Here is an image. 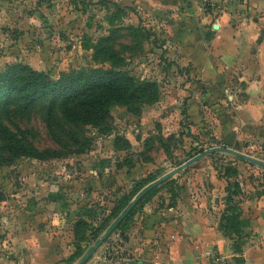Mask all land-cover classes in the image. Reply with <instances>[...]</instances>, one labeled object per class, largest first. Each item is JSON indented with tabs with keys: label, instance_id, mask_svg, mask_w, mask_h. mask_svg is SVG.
Returning <instances> with one entry per match:
<instances>
[{
	"label": "rangeland",
	"instance_id": "374dc122",
	"mask_svg": "<svg viewBox=\"0 0 264 264\" xmlns=\"http://www.w3.org/2000/svg\"><path fill=\"white\" fill-rule=\"evenodd\" d=\"M171 19L175 18L170 11L162 15L139 4L127 6L114 0H0V72L21 63L57 79L64 71L106 68L113 51L123 58V70L158 86L157 100L138 105L139 114L128 106L114 105L107 129L70 123L59 110L48 118L49 98L28 111L10 107L9 117L3 115L6 124L15 131L17 125L39 150L49 151L42 158L17 156L9 161L5 154L0 159V264H39L28 243L29 233L36 228L57 235L59 244L70 242L68 254L46 264H76L93 247L90 233L109 217L115 200L204 149L228 146L241 151L215 132L209 105L213 98L218 102L222 90L213 96L203 92L204 80L191 73L192 64L173 60L172 26L182 22ZM206 79L222 88L219 76ZM193 91L200 102L199 124L186 112ZM241 152L264 161V142ZM205 157L208 162L198 159L156 185L123 230H113L83 264L99 249L95 264H169L163 254L165 242L138 238L139 222L153 213L158 221L168 223L179 211L178 200L192 197L200 184L217 188L216 206L211 210L235 255L223 256L210 247L203 250L205 257L191 260L214 264L213 258L222 256L228 264H238L237 259L246 264V246L258 250L255 257L247 252L253 260L249 264L255 258L263 264L264 167L222 151ZM232 206L239 215L238 234L226 233L219 226ZM81 219L90 226L76 241L73 228ZM133 235L137 239L132 240ZM77 242L83 252L74 255ZM138 244L140 250H136Z\"/></svg>",
	"mask_w": 264,
	"mask_h": 264
},
{
	"label": "crops",
	"instance_id": "0c3cea01",
	"mask_svg": "<svg viewBox=\"0 0 264 264\" xmlns=\"http://www.w3.org/2000/svg\"><path fill=\"white\" fill-rule=\"evenodd\" d=\"M114 1L127 6L139 4L144 9L158 10L162 15L170 11L175 18L171 20H180L182 24L172 26L171 42L176 48L173 60L178 64H192L191 73L196 74L197 79L200 77L204 80L206 88L203 92H223L218 102L228 119L224 121L213 112L211 119L214 120L216 134L241 151H252L254 143L264 142V0H234L218 15L204 8L199 0ZM174 28L184 33L182 40H173ZM168 53L171 54L170 51ZM215 76L222 80V88L218 82L212 85L208 83L206 78ZM198 104V93L193 91L192 103L187 106L186 112L194 124L202 122ZM203 107L206 109L208 105ZM224 124L229 125L226 134L222 132ZM228 137L232 138L227 141ZM204 161L208 162L205 156L200 158V163ZM216 191L215 186L200 184L192 197L183 196L178 200L179 211L175 218H168V223L158 221L153 213L146 215L139 222L138 238L145 242L152 239L155 243L165 242L166 252L163 254L169 264H200L196 260L203 257V250L210 247L216 253L232 258L235 254L231 250L230 240L218 229L211 210L216 206ZM29 234L31 254L39 264L53 262L70 252V242L59 244L57 235L53 237L46 229L36 228ZM136 237L133 235L131 238L135 240ZM129 241H126V245ZM136 250H140L139 244ZM247 252H253L255 257L258 250L244 246L245 263L249 264L253 260ZM95 257L87 264H95ZM191 257L197 259L191 260ZM254 264H260L257 258Z\"/></svg>",
	"mask_w": 264,
	"mask_h": 264
},
{
	"label": "trees",
	"instance_id": "16d2710c",
	"mask_svg": "<svg viewBox=\"0 0 264 264\" xmlns=\"http://www.w3.org/2000/svg\"><path fill=\"white\" fill-rule=\"evenodd\" d=\"M110 65L106 68L91 67L87 69L61 72L56 79L44 72L33 69L27 64L14 63L8 65L0 72V159L8 154L10 161L17 156L42 158L47 155L48 149L39 150L25 135V131L12 130L4 121V116L9 117L10 107H19L28 111L44 98H49L47 103L48 118H52L56 110L68 122L85 127L109 128L108 120L111 108L118 104L128 106L135 114L140 113V104H150L158 98V86L155 81L138 79L123 70V58L110 51ZM214 94H212L213 96ZM211 110L220 118L227 121L226 114L216 98L210 101ZM68 133V132H66ZM72 138L75 139L74 136ZM3 160V159H2ZM153 181L137 185L127 195L114 201L109 214L115 219L110 223L109 217L103 219L93 231L91 236L95 243L105 234L106 238L115 229L123 230L133 212L147 199L155 189L147 191L116 223L130 205L136 195ZM2 199L0 195V200ZM114 223H116L114 225ZM114 225V226H113ZM239 215L235 207H230L222 215L219 226L226 233L238 234ZM90 225L83 219L74 225V235L77 240L83 238L85 228ZM79 242V241H78ZM78 242L75 245V254L83 251ZM94 243V244H95ZM72 255L67 260H72ZM239 264V259H237Z\"/></svg>",
	"mask_w": 264,
	"mask_h": 264
},
{
	"label": "water",
	"instance_id": "95a60500",
	"mask_svg": "<svg viewBox=\"0 0 264 264\" xmlns=\"http://www.w3.org/2000/svg\"><path fill=\"white\" fill-rule=\"evenodd\" d=\"M174 33H175V37H174V41H180L183 39L184 37V33H180L177 31L176 28H174ZM229 129V125L228 124H224L223 125V129L222 132L224 134L227 133ZM232 138V137H231ZM230 137H228L226 140H230ZM217 151H222V152H227L230 154H233L237 157L243 158L245 160H248L250 162L256 163L258 165H261L264 167V161L259 160L257 158H254L248 154L242 153L240 151H237L231 147L228 146H220V147H210L208 149H204L202 152H200L199 154L195 155L194 157L190 158L189 160H187L186 162L182 163L181 165H179L178 167H176L175 169L171 170L170 172L162 175L161 177H159L158 179L154 180L153 182H151L149 185H147L146 187H144L137 195L136 197L132 200V202L130 203V205L126 208V210L122 213V215L116 220V223H118L124 216L125 214L131 209V207L150 189H152L153 187H155L156 185L160 184L161 182L165 181L166 179L170 178L171 176H173L174 174H176L177 172H179L180 170L186 168L187 166H189L191 163L195 162L196 160L210 154L213 152H217ZM114 223V225L116 224ZM113 225V226H114ZM108 233H105L94 245L93 247L84 255V257L82 259H80L79 262H77L76 264H83L85 263L89 257L94 253V251L101 245V243L103 242V239L107 236Z\"/></svg>",
	"mask_w": 264,
	"mask_h": 264
},
{
	"label": "built area",
	"instance_id": "2783aa9c",
	"mask_svg": "<svg viewBox=\"0 0 264 264\" xmlns=\"http://www.w3.org/2000/svg\"><path fill=\"white\" fill-rule=\"evenodd\" d=\"M234 0H219L217 2H211L210 0H199L201 5L209 9L211 13L214 15H218L219 13L225 11L227 6L232 3ZM212 262L214 264H228V261L226 260V257L222 256H216L213 258Z\"/></svg>",
	"mask_w": 264,
	"mask_h": 264
}]
</instances>
